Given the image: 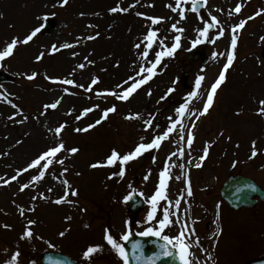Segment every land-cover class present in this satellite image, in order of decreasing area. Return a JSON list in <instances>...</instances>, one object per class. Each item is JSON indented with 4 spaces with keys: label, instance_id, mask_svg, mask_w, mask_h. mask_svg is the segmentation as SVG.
Masks as SVG:
<instances>
[{
    "label": "rangeland",
    "instance_id": "rangeland-1",
    "mask_svg": "<svg viewBox=\"0 0 264 264\" xmlns=\"http://www.w3.org/2000/svg\"><path fill=\"white\" fill-rule=\"evenodd\" d=\"M192 3L0 0V51L12 39L19 41L13 55L0 61V69L13 79L0 83V264H7L16 252L20 253L16 264H40L39 256L47 250L62 251L78 264H123L104 239L106 230L121 243L125 234L142 231L145 219L150 223L146 229L156 228L159 213L151 220L148 214L165 167L170 177L166 195L172 198V213L180 216L171 226L177 235L185 233L184 243L211 250L214 244L208 238L220 235L219 264L264 255V201L252 209L232 211L218 194L226 176L237 173L264 189V115L257 113L258 102L264 100V0H206L199 13L193 12ZM238 5L239 12L235 11ZM114 7L117 12L110 11ZM47 18L55 19L54 31H40L24 44L26 36ZM241 21H245L243 27H237ZM205 27L208 31L202 35ZM149 31L156 32L151 48L146 39ZM177 43L171 56L164 55L156 63L157 52L166 53ZM198 45L204 46V65L186 57L185 51ZM229 54L234 60L226 80L208 113L200 115ZM153 64L154 74L147 79ZM33 73L34 78L28 79ZM201 76L204 79L197 88ZM67 79L74 83H63ZM141 79L147 82L127 99L120 98ZM191 92L197 95L189 98ZM57 100L55 109H45ZM182 104L187 107L181 115L176 109ZM112 107L116 110L104 117V111ZM149 120L151 126L145 123ZM173 123L176 128L158 148L125 165L117 161L91 167L106 163L113 149L124 155L140 143H150ZM62 124V132L55 134ZM189 133L194 137L190 147ZM253 141L258 155L250 158ZM57 142L79 151L57 153L47 169H40L43 177L34 181L39 172L23 170ZM205 147L208 156L201 160ZM120 167L125 169L123 177L114 175ZM13 176L17 179L12 180ZM25 183L29 187L21 191ZM189 187L191 196H187ZM132 191L145 198L147 207L130 225L125 197ZM61 197L68 202L55 203ZM177 197H181L180 209ZM157 209L162 212L164 204L158 201ZM29 220L36 223L30 225ZM29 229L32 237L24 235ZM96 245L103 246V251L84 257L87 247Z\"/></svg>",
    "mask_w": 264,
    "mask_h": 264
},
{
    "label": "snow or ice",
    "instance_id": "snow-or-ice-1",
    "mask_svg": "<svg viewBox=\"0 0 264 264\" xmlns=\"http://www.w3.org/2000/svg\"><path fill=\"white\" fill-rule=\"evenodd\" d=\"M63 4H67L68 0H62ZM193 3H196V0H193ZM120 11H123L124 9H119ZM110 11L112 12H117L118 9L117 8H112ZM235 11L239 12L240 11V6L238 5L235 9ZM259 15V13H257ZM252 17H249V19H251ZM213 19H215V17H213ZM153 23H157L158 20L157 19H153L152 21ZM245 21H241V23L239 25H237V27H243ZM175 27V26H173ZM41 31L40 27H36L33 31H31V33L29 35L26 36V38L23 40L24 44H27L29 41H31L39 32ZM208 31V27H205L203 29V32L201 33L202 35L207 33ZM222 34V33H221ZM156 36V32L155 31H149L147 33L146 39L148 40V47L151 48L152 46V41L154 39V37ZM92 38V37H90ZM177 41H179V37L176 38ZM18 40L17 39H12L11 42H9L6 47L3 49V51H0V61L4 60L6 57H10L11 55H13V50L16 48L17 44H18ZM198 42V41H197ZM237 44V40L236 37L233 36L231 39V46L233 49H235ZM69 45L65 44L64 47H68ZM178 43L177 45L173 46V48L169 49L166 53L164 52H157L156 53V63H159L160 58L164 55H168L171 56L172 53L175 51V48L178 47ZM137 47H139V45H137ZM55 50V48H54ZM144 55L147 56V51L144 52ZM37 59H40V57L38 56ZM234 60V55L233 54H229L227 56V63L224 64L223 66V71H221L219 73L218 78L215 80V82L211 85V89L207 94V100L203 105V109L200 112V115H204L207 114L210 107L213 105L214 102V96L217 93V89L218 87L226 80V76L225 73L228 71L229 67L232 65ZM80 68H83L84 65L81 64L79 66ZM155 68V64H153V66L149 69H147L148 72V77L147 79H151L152 75L154 74L153 69ZM36 74L33 73L32 75L28 76V79H33L34 76ZM204 79V77H199L196 80V87L199 88L201 85V81ZM147 80L145 79H141L139 81V83H133L131 85V87H128L127 90L123 93V95L120 97L121 99H127L128 96L135 91L141 84L146 83ZM63 83L71 85L73 84V80L71 79H67L64 80ZM92 83L95 84L97 83L96 79L92 80ZM172 89H169V92H171ZM115 95V93H113ZM150 94V93H149ZM197 95L196 92H191L189 94V98L195 97ZM260 107H258L257 113L259 115H264V100H260L259 102ZM59 104V100H57L55 103H51V104H47L45 105V109H55L57 107V105ZM187 107L186 104H182L179 108L176 109V112L178 114H183L185 111V108ZM116 109L114 107L109 108L107 110L104 111L103 115L104 117L108 116L109 112H114ZM91 111V109H85V112ZM100 121L97 120L96 124H99ZM145 123L149 126H151V121H145ZM195 125H193L194 127ZM65 127V125H60L58 127L55 128L54 132L55 134H59L62 132L63 128ZM94 127V125H89V128ZM176 128V124L173 123L167 131H165L163 133V135H157L155 136L154 139H152V141L150 143H140L138 146L135 147L134 151H131L127 154L121 155L119 152H117L115 149L112 150L111 154L106 158V163H101V162H97L91 165V167L96 168V167H103V166H111L115 163H117V161H119L120 165H125L128 164L130 161H132L133 159L137 158L139 155H141L143 152L148 151L149 149H153V148H158L160 145V142L165 139L166 137H168L169 133H171L174 129ZM87 129H76V131H86ZM181 131H184L183 128L180 129ZM193 135L192 133L188 134L187 137V144L189 145V147L192 145L193 142ZM181 139H183V137H181ZM62 150L65 151H70L71 153L75 154L79 151L78 148L73 147L70 150L65 148V144L63 142H57L56 144L50 146L47 150L43 151L42 154L38 155L35 159H33L28 165L27 167L23 170V171H27L28 169L32 168V169H36L39 172V175H36L34 177H32V179L34 181H38L41 179V177H43L44 172L40 171V169H47L49 167V165L53 162V158L57 157V153H60ZM208 152L209 149L208 147H205L203 149V155L200 157L201 160H204L207 156H208ZM183 151H181L180 155L183 156ZM173 155H175V153H173ZM258 155V146H257V142L253 141L252 142V150H251V156L250 158H254ZM43 162V163H42ZM60 164L64 163V160H59ZM197 167H200L201 165L197 164ZM233 166H235V163L233 164ZM181 167H183V165H181ZM65 171H67V169H65ZM114 175H119L120 177H123L125 175V169L124 167H120V170L118 173H114ZM12 180H16L17 176H13L11 177ZM170 179L169 175H168V168L165 167L164 171H162L160 173V183H159V187L156 191V193L151 197V202H152V211L149 212L148 214V218L149 220H151L154 216V214L157 212V202L160 200H166L167 196H166V182L167 180ZM177 179H179V177H177ZM5 183H8V181H5ZM67 183V182H65ZM29 185L27 183L23 184L20 188L21 191H23L24 189L28 188ZM69 187H71L69 185ZM73 196L77 195L76 191H73L71 193ZM188 195H192L191 193V189L189 187L188 189ZM130 199V197H125V200ZM68 202L66 200L65 197H61L58 198L55 203L57 204H62ZM175 204L177 207H179L180 205V200H176ZM21 211V215H24V211L23 209L20 210ZM66 219H71V217H67ZM172 221L170 220V213L169 210L167 208H165L163 210V219H161L159 221V225H160V229L163 230L169 223H171ZM28 223L31 224H35L36 221L34 220H29ZM5 227H8L7 225H5ZM24 235L26 237H32L33 233L32 231L29 229L27 230ZM61 236L65 235L64 232L60 233ZM141 236H149V235H153V236H161V231H157L153 228H148L146 231H143L140 233ZM185 236V233L183 231L180 232V234L176 237H170L167 235H164L162 237V239L164 241H166L167 243L163 246L165 248V252L164 255H171V253L169 251H167V247L168 244H172L173 247H178L179 248V256L181 261L183 262V264H191V261L189 259L190 256H192V253L189 252V245L183 242V238ZM104 239L107 241V244L111 246L112 249H114L119 256L122 258L123 260V264H128V255L126 253V250L123 246L122 243H119L117 241L116 238H114V236L108 232L106 230L105 233V237ZM122 239L124 241H127L129 239V234H125ZM134 248H139L140 245L139 244H135L133 245ZM103 251V246L101 245H96V246H88L86 251L83 253L84 257L86 258H91L92 255L94 253ZM20 253L16 252L14 255H12L11 259L7 262V264H16L17 258L19 257ZM151 259V258H149ZM151 264H155L154 260L151 261Z\"/></svg>",
    "mask_w": 264,
    "mask_h": 264
},
{
    "label": "water",
    "instance_id": "water-1",
    "mask_svg": "<svg viewBox=\"0 0 264 264\" xmlns=\"http://www.w3.org/2000/svg\"><path fill=\"white\" fill-rule=\"evenodd\" d=\"M201 0H199V4ZM198 5V4H197ZM54 21L48 20L46 21L43 28L47 31H52L54 27ZM188 57L191 60L200 59L201 62L205 61V58L201 52L200 48L188 51ZM8 79L5 73H0V81H6ZM221 196L226 200L228 205L233 209H240L251 207L256 203V200L253 197L257 196L260 199L264 198V191L259 188V186L252 181L251 179L236 175L230 176L223 184L220 190ZM135 195H131L129 199V210L131 212V216L134 215V212L137 210L139 202L136 200ZM139 237H129L127 241H125V249L128 255L129 264H140L139 259V248H134L133 245L139 244ZM149 242V241H148ZM147 254L149 252L147 251ZM54 256L49 261V264H54L53 261L56 262L55 264H63L67 262V260L60 255L53 254ZM167 258H170L169 255H165ZM42 261H45V256H43ZM63 262V263H62ZM160 259H157L156 263H163ZM174 263L173 260H171ZM256 264H264V259L257 262Z\"/></svg>",
    "mask_w": 264,
    "mask_h": 264
}]
</instances>
